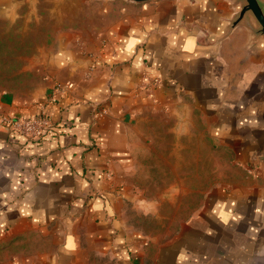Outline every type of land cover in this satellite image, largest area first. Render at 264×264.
<instances>
[{"label": "crops", "instance_id": "1", "mask_svg": "<svg viewBox=\"0 0 264 264\" xmlns=\"http://www.w3.org/2000/svg\"><path fill=\"white\" fill-rule=\"evenodd\" d=\"M79 1L93 18L61 23L45 90L0 95V116L52 124L37 141L0 124V264H264V37L249 15L228 29L242 1ZM25 2L0 0V18ZM196 114L246 180L208 193L167 242L134 239L123 208L148 128Z\"/></svg>", "mask_w": 264, "mask_h": 264}, {"label": "rangeland", "instance_id": "2", "mask_svg": "<svg viewBox=\"0 0 264 264\" xmlns=\"http://www.w3.org/2000/svg\"><path fill=\"white\" fill-rule=\"evenodd\" d=\"M61 1L25 2L19 18H0V95L20 102L40 95L48 82V58L58 49L61 23L69 21L76 32L78 21L92 20V6L69 0L62 13ZM148 131L146 153L137 155L128 174L132 199L123 212L134 239L152 245L176 235L208 193L240 184L247 172L231 149L208 136L198 114L194 124L176 126L168 120L150 125Z\"/></svg>", "mask_w": 264, "mask_h": 264}, {"label": "built area", "instance_id": "3", "mask_svg": "<svg viewBox=\"0 0 264 264\" xmlns=\"http://www.w3.org/2000/svg\"><path fill=\"white\" fill-rule=\"evenodd\" d=\"M153 84L157 83V79H147ZM0 124L6 126L14 136L21 137L29 141H37L44 134L51 132L52 124L47 116L41 114L35 117H6L0 118Z\"/></svg>", "mask_w": 264, "mask_h": 264}, {"label": "water", "instance_id": "4", "mask_svg": "<svg viewBox=\"0 0 264 264\" xmlns=\"http://www.w3.org/2000/svg\"><path fill=\"white\" fill-rule=\"evenodd\" d=\"M131 2H147L149 0H129ZM242 5L239 7L235 18L229 23V28H234L239 24L245 15H249L255 23L252 30L255 36L264 37V9L257 0H241Z\"/></svg>", "mask_w": 264, "mask_h": 264}]
</instances>
